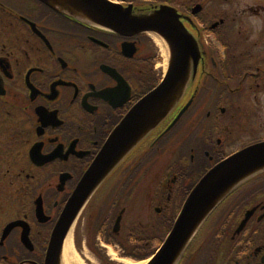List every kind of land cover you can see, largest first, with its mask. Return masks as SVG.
<instances>
[{
  "label": "flooded vegetation",
  "instance_id": "flooded-vegetation-1",
  "mask_svg": "<svg viewBox=\"0 0 264 264\" xmlns=\"http://www.w3.org/2000/svg\"><path fill=\"white\" fill-rule=\"evenodd\" d=\"M7 1L0 0V19L7 20L9 27L15 25L21 31L16 39L17 46H3L0 50V77L4 90L0 97V111L16 128L12 142L2 144L7 146L3 153L8 168L5 174L0 173V196L6 194L3 178L11 174L9 184L16 185L18 203L16 215L0 225V238L10 222L22 221L28 225L32 250L28 251L22 245L24 228L17 226L0 245V264H39L42 248L48 241L63 201L74 190L112 132L160 83L166 71L163 69L162 75L157 74L159 61L147 55L150 46L145 42V36L149 33L124 37L60 13L39 0ZM109 3L123 9L131 6L133 16L146 14L157 6H166L175 14L181 33L189 37L194 46L195 64L190 57L196 69L191 91L193 103L196 104L197 93L208 89V81L216 85L222 80L219 70H229L245 59L247 64L242 71L247 73L244 72V77L258 87L263 85V5L245 4L237 16L235 12L234 17H227L216 14V4L212 6L215 0H109ZM230 24L233 29V25L239 27L234 37L227 30ZM206 32L209 33L208 40L202 39ZM234 39L241 43L240 46ZM205 58L208 70L207 66L202 67L206 63ZM224 76L227 75L224 73ZM230 77L233 78L232 74ZM178 108L179 104L123 160L128 171L131 167L133 170L122 177H126L121 183L124 190L122 197L115 200V209L110 214L111 226L106 220L100 229L102 233L104 229L109 230V226L112 228L120 217L116 237L124 246L128 240L136 239L135 228L138 225L140 229L141 224L132 222L124 226L125 209L120 206L124 198L129 199L134 184L140 179L146 180L147 174L152 173L151 164L155 163L158 174L160 169L163 181L156 182L161 184L159 192H154L151 187L144 192L148 193L146 198L152 197L158 202L160 214L166 213L171 207V198H177L182 191L180 183L185 164L179 155L168 167H163L152 153L147 163H137L150 148L154 153L160 151L153 146H168L164 135H159L172 122L171 116L176 115ZM210 117L212 129L192 143V146L204 148V157H200L198 162L190 156V163L195 168L203 169L212 164L215 157L228 154L224 151L226 147H223L222 139L211 137L217 128L216 109L214 113H205V119ZM228 130L225 127L220 134L226 136ZM148 164L151 166L146 171ZM243 196L246 198L242 218L245 212L255 208L253 215L240 232H237L242 220L238 221L239 212L234 223L211 224L208 229L215 231V238L210 239L212 243L205 244L202 238L196 240L202 264H210L212 257L217 255L225 258V264H264V176L247 182ZM25 197H29L28 203H25ZM37 203H40L48 222L40 224L38 221ZM196 249L193 247V252Z\"/></svg>",
  "mask_w": 264,
  "mask_h": 264
},
{
  "label": "rangeland",
  "instance_id": "rangeland-1",
  "mask_svg": "<svg viewBox=\"0 0 264 264\" xmlns=\"http://www.w3.org/2000/svg\"><path fill=\"white\" fill-rule=\"evenodd\" d=\"M1 1L5 2L7 0H1ZM6 3H11V1L8 0ZM252 3H256L264 6V0H227V1L215 0L214 5L212 6L215 7L216 4L215 9L217 15L234 17L233 14H235L236 12L235 16H237L239 11L242 10L245 4H252ZM238 16H240V14ZM233 26L235 27V29H233L231 24L227 29L231 37L235 36L239 28L237 24ZM8 31L11 32L8 33ZM20 31L21 30L17 26L13 25L12 27H9V22L7 20L2 21L0 19V50L3 46L4 47L17 46L16 39L17 36L20 37ZM208 37H209L208 32L202 34V39L208 40ZM233 41L238 43L237 39H234ZM145 42L150 46L147 55L149 56L152 55L155 57V61H159L157 74L162 75L163 58H160L161 53L158 46L155 44L151 35L145 36ZM238 44L240 46L241 43ZM204 45H206L205 42ZM243 47L246 48V46ZM206 61L207 58H205L204 62ZM246 64L247 62L245 59V61L244 60L241 61V64L229 68L230 72H232L233 74H235V70L237 69L238 72L237 74H240L241 75L240 77L229 78V73H226L227 76L222 75V80H220L219 83H217L216 85H213L208 81L207 82L208 89L203 90L202 93H200L199 95L197 94L196 96L197 101L195 106L193 105V109L191 110V112L185 117L182 123L180 122L181 124L179 123L175 126L174 128L175 133L171 132L168 134L169 138L166 140L168 142V146H160V147L153 146L152 148L157 147L158 149H160V151L158 153H154L153 150L150 148L148 150V154L147 155L144 154L143 157H140L137 163L143 165L148 162L150 156L155 154L157 156L156 160L159 161L163 167L164 166L168 167L173 162H175L178 155H179L178 158H180L182 160V163L184 164L185 159H182L181 155L184 154L185 148L189 147L184 145H187V142L191 139L190 135L200 134V131L196 128L199 123L202 131V136L207 134L208 133L207 131L208 130L210 131L212 129V125L210 123L211 117L208 119L204 118L205 113L206 114L214 113L216 105H220L221 102H226V101H229V103L226 102V104H222L221 106L222 108L225 109V114L221 116V121H222L221 123L224 124V120H227L229 130L226 136L220 137L219 139V140L222 139L221 140V142H223L222 145H224L223 147H226L224 148V151L230 154L244 146H247L249 142H253L259 139L261 140L264 139V81H262L263 85L259 87L258 84H254L250 80L247 81V77L246 76L244 77V72L247 73V71L245 70L242 71V69L246 66ZM206 66L208 70L209 67L207 62L202 65V67H206ZM257 88L263 91L262 93L259 94V97L258 94L256 93ZM224 89H228L231 92L226 95L222 94V101H221V99H218V93ZM187 99L188 97L187 98L184 97L180 105H183L187 101ZM15 136H16V128L12 127V125L7 122V117L3 112L0 111V173L1 174H5L6 169L8 168V166H6L7 160H5L4 158L5 153H3L5 152L7 146H2V144L11 143L12 140L15 138ZM218 136L219 134L216 135V138L213 136L211 137L213 139H218ZM243 140L245 141L246 145L241 144ZM178 143L180 144L179 146ZM192 147H197V146H192ZM129 150L131 151L132 147ZM127 154H125L121 158V160H124ZM121 162H119L120 164L118 163L117 165L112 167L111 170L115 168L116 170L109 175L110 177L105 182L102 181L99 183V185L92 193V196L89 198L86 205L84 206V209L81 210L76 220L77 222L75 229V234L77 239L76 243L82 254L81 256L83 259L82 260L83 264H110V262H112L113 264H124L122 260H119L121 258L119 255L120 251L117 248H114L112 246L110 247V245L108 246V244L104 243L103 238L106 235L107 230L104 229L102 233V229H100L104 224H106V220H107V224L111 223L112 220L110 214H112L113 210L115 209V205H114L115 200L120 196L122 197L121 192L122 190H124V186L121 185L119 189L115 188V186L118 184L120 177L122 175L132 173L133 170L132 169L133 167H131L128 171V166H126L123 163L121 164ZM129 164L130 163H128L127 165ZM151 165H152V173L150 172L149 174H147L146 180L140 179L137 184H134L132 190L129 192L130 193L129 199L124 198L125 200H123L120 206L121 209H125V212L123 214V217L125 219L124 226L128 225L129 223L136 222V224L137 223L141 224L140 230H144L147 232V236H148L147 241L144 243L145 246H143L145 253L153 252L155 248H157L161 244L166 234L164 228L162 229V225H160L161 227H159L158 220L155 217L157 216L156 212L153 211V207L155 206V204L152 205V201L155 199L152 197L146 198V195L148 193L144 192L145 190H148L149 187H151V189L153 187L156 188L157 187L156 182L160 183V181H163V178L160 174V169L158 174L157 166H155V163ZM151 165L149 164L147 165L146 171ZM259 172L261 171L259 170L255 171L252 174V176L258 174ZM10 177L11 174L7 177L8 179L4 177L2 181V184H5V187H3V191L7 195L4 194L0 196V225H2L4 222H7V220L12 219L16 215V209L18 203L17 195H16V185L9 184V182L11 181ZM248 178L242 179V181H240L237 185L234 186V188H236L238 187L239 184H241L240 186L242 187H240L236 192L231 193L223 200L222 204L219 205L217 209L212 213L213 215L208 220L207 222L208 224L206 226L203 225V227L197 233L195 239L198 240L202 238L205 241L204 242L205 244H209V242L212 243L210 239L215 238V231L213 230L211 231L210 229H208V227L211 224L215 225L222 222L224 223L227 214L229 213V212L226 213L228 210L231 211L237 206L244 205L243 202L246 197L245 196L242 197L245 187L243 183ZM118 191H120V193H118ZM27 200H29V197H25V203H28ZM125 207L127 208V210ZM239 219H241V217ZM234 221L232 223H234ZM49 231L50 230H48V232L46 231V239H44L45 242L47 240V234L49 233ZM137 237L144 238L140 235V233L137 235ZM120 239L122 240V236L120 237ZM117 241L120 240H115V242ZM122 242H124V240ZM136 242L140 243V239H137ZM196 244L197 243L195 241V243H192L188 247L187 250L188 253H186L187 255L184 256L180 264H202L201 253H199V250L197 251L196 249L197 247L195 246ZM143 247L139 246L138 248H143ZM193 247L196 249L194 252H193ZM108 248H112V252L115 254V256H112ZM17 251H19V249ZM224 262H225V258L222 257L221 255H217L212 257L210 264H225Z\"/></svg>",
  "mask_w": 264,
  "mask_h": 264
},
{
  "label": "water",
  "instance_id": "water-1",
  "mask_svg": "<svg viewBox=\"0 0 264 264\" xmlns=\"http://www.w3.org/2000/svg\"><path fill=\"white\" fill-rule=\"evenodd\" d=\"M45 1L46 0H42ZM52 2V0H48ZM79 7L95 22L120 35L143 31L162 36L172 48L173 61L165 80L141 100L113 132L103 150L68 200L53 230L44 264H56L64 237L92 189L104 174L145 131L163 116L173 89L182 79L192 53L189 39L181 33L176 17L162 9L152 16L132 18L131 8L122 9L105 0H76ZM167 18V19H166ZM3 94L0 85V95ZM158 109V110H157ZM264 168V142L247 147L214 166L194 187L184 202L170 234L148 264H174L190 240L199 220L205 218L225 194L239 181ZM251 213L246 215L243 224ZM205 215V216H204Z\"/></svg>",
  "mask_w": 264,
  "mask_h": 264
},
{
  "label": "bare ground",
  "instance_id": "bare-ground-1",
  "mask_svg": "<svg viewBox=\"0 0 264 264\" xmlns=\"http://www.w3.org/2000/svg\"><path fill=\"white\" fill-rule=\"evenodd\" d=\"M109 3V0H105ZM111 1V0H110ZM52 2H54L59 8H61L64 12L73 15L76 19L78 20H82L86 23H90V24H97L95 22V20L88 14H86L80 7L79 4L77 3L76 0H52ZM114 3V2H113ZM111 4V3H109ZM115 4H119V3H115ZM152 39L154 40V42L156 43V45L158 46L160 53L162 55L163 58V69L164 71H167V66L170 63L171 60V47L169 46V44L167 43V41L165 39H163L162 37H160L157 34L154 33H150ZM192 60H189L188 63V67L185 73V77L183 78V80L177 85V88L175 89V91L172 93L171 95V99L170 102L166 101L164 104L169 103L168 108H170L173 104V101L179 100V98L181 97H177L181 91L184 92V90H186L187 87V82L189 80L190 77H192ZM198 67V65H196ZM158 110V109H157ZM159 113H163L164 117H166L168 115V110L164 109L158 110ZM152 128V126L149 127V129ZM152 190L154 192H159V189L156 188H152ZM205 216V215H204ZM78 217H75V220L73 221L72 225L70 226L66 236L64 237L61 249L59 251V255H58V260L56 262V264H83V259H82V254L80 252V249L76 243V234H75V229H76V225H77V220ZM206 219L205 218H201L199 220V223L196 225V229L193 230L192 236L195 234L196 231L199 230V227L201 225H203L205 223ZM191 236V238H192ZM190 238V239H191ZM110 245V244H109ZM108 245V246H109ZM114 247L117 248L120 253V259L122 260V262L124 264H148L149 261L148 260H136L134 259L133 255L130 254L131 252L129 248L127 247H121V244L119 243V241L115 242L112 241V245H110V247ZM109 252L112 254V256H115V254L112 252V248H108ZM117 258V257H116ZM178 256L176 257V260L174 262V264H177V260H178ZM108 261V260H107ZM110 264H113L112 262H110Z\"/></svg>",
  "mask_w": 264,
  "mask_h": 264
},
{
  "label": "trees",
  "instance_id": "trees-1",
  "mask_svg": "<svg viewBox=\"0 0 264 264\" xmlns=\"http://www.w3.org/2000/svg\"><path fill=\"white\" fill-rule=\"evenodd\" d=\"M174 218V217H173ZM173 218L171 219V221L170 222H172L173 221ZM169 227H170V225H169ZM169 227H168V229H169ZM139 247V245H137L136 247H135V252H137V254H136V256H134L136 259H139V260H142V259H145V258H147L148 256H150L153 252H148V253H145V251H144V247L143 248H138Z\"/></svg>",
  "mask_w": 264,
  "mask_h": 264
}]
</instances>
